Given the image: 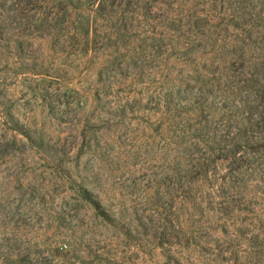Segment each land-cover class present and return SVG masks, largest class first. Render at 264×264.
Wrapping results in <instances>:
<instances>
[{"label":"rangeland","instance_id":"1","mask_svg":"<svg viewBox=\"0 0 264 264\" xmlns=\"http://www.w3.org/2000/svg\"><path fill=\"white\" fill-rule=\"evenodd\" d=\"M203 14L204 41L167 20ZM251 32L264 0H0V264H264V171L217 211L185 173L194 112L151 102Z\"/></svg>","mask_w":264,"mask_h":264},{"label":"trees","instance_id":"2","mask_svg":"<svg viewBox=\"0 0 264 264\" xmlns=\"http://www.w3.org/2000/svg\"><path fill=\"white\" fill-rule=\"evenodd\" d=\"M58 11L54 19L61 22L63 9ZM199 16L192 24L184 16L167 20L170 28L187 26L195 40L204 41L214 25L207 15ZM240 42L241 46L229 53V60L212 63L211 67L204 65L209 77L198 74L180 78V86L174 85L176 91L166 87L151 101L156 107L162 104L169 109L174 103L176 110L194 112V118L183 122L177 116V137L190 157L186 177L194 186L208 185L212 190L208 203L227 215L246 210L243 202L249 205L251 199L240 196L241 190L257 172L264 171V35L257 42L251 32ZM223 161L229 178L219 174L218 166Z\"/></svg>","mask_w":264,"mask_h":264}]
</instances>
